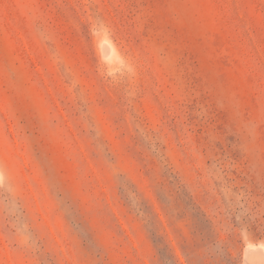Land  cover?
Wrapping results in <instances>:
<instances>
[{
    "label": "rangeland",
    "instance_id": "rangeland-1",
    "mask_svg": "<svg viewBox=\"0 0 264 264\" xmlns=\"http://www.w3.org/2000/svg\"><path fill=\"white\" fill-rule=\"evenodd\" d=\"M0 264H264V0H0Z\"/></svg>",
    "mask_w": 264,
    "mask_h": 264
}]
</instances>
